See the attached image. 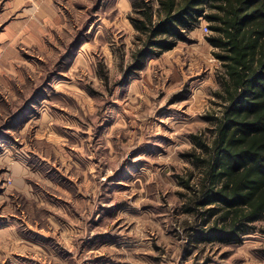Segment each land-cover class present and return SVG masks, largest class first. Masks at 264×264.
Masks as SVG:
<instances>
[{
  "label": "rangeland",
  "instance_id": "1",
  "mask_svg": "<svg viewBox=\"0 0 264 264\" xmlns=\"http://www.w3.org/2000/svg\"><path fill=\"white\" fill-rule=\"evenodd\" d=\"M136 1L0 0V264H264L259 233L197 242L227 106L212 32L126 75Z\"/></svg>",
  "mask_w": 264,
  "mask_h": 264
},
{
  "label": "trees",
  "instance_id": "2",
  "mask_svg": "<svg viewBox=\"0 0 264 264\" xmlns=\"http://www.w3.org/2000/svg\"><path fill=\"white\" fill-rule=\"evenodd\" d=\"M134 4L139 17L130 20L141 44L126 75L140 70L147 58L187 42L201 20L225 69L219 96L227 106L212 145L201 144L209 159L197 206L207 207V228L196 229L197 242L240 245L246 236L264 235V0ZM258 253L264 259V248Z\"/></svg>",
  "mask_w": 264,
  "mask_h": 264
},
{
  "label": "built area",
  "instance_id": "3",
  "mask_svg": "<svg viewBox=\"0 0 264 264\" xmlns=\"http://www.w3.org/2000/svg\"><path fill=\"white\" fill-rule=\"evenodd\" d=\"M203 30L205 33L210 32L208 25L203 26Z\"/></svg>",
  "mask_w": 264,
  "mask_h": 264
},
{
  "label": "crops",
  "instance_id": "4",
  "mask_svg": "<svg viewBox=\"0 0 264 264\" xmlns=\"http://www.w3.org/2000/svg\"><path fill=\"white\" fill-rule=\"evenodd\" d=\"M65 17V16H64Z\"/></svg>",
  "mask_w": 264,
  "mask_h": 264
}]
</instances>
